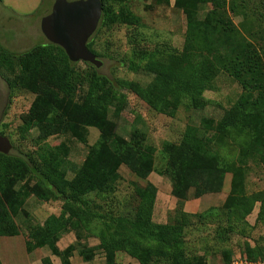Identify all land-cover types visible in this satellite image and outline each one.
Segmentation results:
<instances>
[{
	"label": "trees",
	"instance_id": "1",
	"mask_svg": "<svg viewBox=\"0 0 264 264\" xmlns=\"http://www.w3.org/2000/svg\"><path fill=\"white\" fill-rule=\"evenodd\" d=\"M130 1L103 0L98 28L110 26L111 13H117L120 22L135 24ZM229 6L242 18L239 26L230 17ZM174 7L187 19L184 47L164 43L153 51L144 49L140 57L118 66L149 73L152 80L146 86L111 78L88 62H84L85 70L79 71L78 63L50 42L23 52L0 43V75L11 92L21 87L41 96L48 85L67 96L55 103L41 96L48 113L45 123L37 122L41 138L71 133L86 142L89 127L100 131L86 161L71 179L66 158L49 147L37 154L0 152V237L20 235L16 217L23 213L24 200L30 194L42 201L60 200L63 205L61 213L49 215L43 225H29L27 252L49 247L62 264H72L76 251L86 262L104 253L106 264H118L120 253L140 264H209L206 252L201 253L208 224H215L214 238L225 243L235 231L250 225L248 217L259 204L254 225L264 226V190L249 192L247 183L250 170L264 164V0H175ZM251 22L257 23V28ZM94 45L93 36L88 48L100 57ZM217 68L241 86L236 102L219 120L202 118L199 126L188 123L179 143L162 144L165 164L160 174L170 180L171 193L178 200L174 217L166 223L154 220L158 188L149 181L136 188L138 204L127 211L129 215L107 209L110 205L103 202L110 201L115 190L118 167L125 164L138 178L148 179L159 152L140 129L133 130L130 140L119 137L109 119V108L120 115L125 91H131L150 109L168 116H174L181 106L199 109ZM80 89L85 91L81 100L75 101L73 96ZM35 123L33 117L25 120L26 127ZM227 173L233 175L231 190L221 206L200 213L185 211L187 200L221 192ZM69 232L75 233L76 241L60 249L58 241ZM91 237L99 243L88 244ZM244 248L248 253L223 249V264L239 252L251 260L264 257V246L259 243H247ZM41 261L53 264L49 256Z\"/></svg>",
	"mask_w": 264,
	"mask_h": 264
},
{
	"label": "rangeland",
	"instance_id": "2",
	"mask_svg": "<svg viewBox=\"0 0 264 264\" xmlns=\"http://www.w3.org/2000/svg\"><path fill=\"white\" fill-rule=\"evenodd\" d=\"M1 1L0 43L12 51L23 52L38 44L49 42L42 32L41 21L44 16L52 11L56 0H44L42 11L38 13H36V10L39 1ZM129 8L134 16L133 22L135 24L120 22L117 13H111L110 26L102 29L98 28L93 35L95 40L94 49L101 54L98 58L103 62V65L99 68L102 74L111 78L117 77L123 80L135 81L146 86L152 80L149 73L145 71L135 73L129 71L126 67H118L120 62L123 63L130 58L140 57L139 53L142 50L153 51L164 43L181 49L185 44L187 19L181 10L175 7L171 8L167 1L131 0ZM228 12L234 23L239 26L242 18L234 14L230 6ZM177 15L179 18H177ZM251 25L254 28L258 26L254 22H251ZM77 63L79 71H84L86 68L84 62ZM84 91L85 89L78 90L73 99L80 101ZM125 92L126 98L120 115H116L112 107L108 111L109 119L115 124L116 133L119 137L130 140L133 130L140 129L146 134L148 142L155 145L159 151L156 154L155 171L150 174L148 179L138 178L125 164L118 167L120 177L115 182V190L111 194L110 201L103 202V204L105 206L110 205V207L106 206L107 209L115 212L121 211L129 215L127 211H131V208L138 204V201L134 199L137 187H144L149 181L162 191L169 189L170 180L160 174L165 164L161 155L163 142L179 143L188 123L199 126L202 118L219 120L226 109L236 102L242 88L233 77L217 68L212 88L204 92L206 100L203 106L196 110H188L181 106L174 116L157 113L150 109L146 102L135 93ZM41 93L42 97L53 103L58 98L67 100L66 95L59 93L48 85H44ZM41 96L34 90L21 87L11 92L6 80L0 75V130L12 143L9 154H37L38 151H42V148L49 147L57 156L65 157L68 162L66 166L68 168L67 175L71 179L86 161L90 146L98 141L100 131L96 127H89L86 142L79 140L71 133H54L46 138H41L42 130L37 122L42 120L45 123L46 114L48 115L47 104ZM29 117L36 119L34 127H26L25 120ZM65 148L67 149L64 150ZM250 176L251 178L249 177L247 182L248 191L264 190V164L251 169ZM21 185L15 186L14 190H18ZM207 201L203 204L205 208L209 207ZM209 202L217 204L218 200L213 197ZM62 205L63 203L60 200L42 201L35 194L26 197L23 213L20 212L16 217L20 235L0 237V261L4 264H28L30 261L31 263L41 264L40 260L51 253L50 248L39 247L29 254L25 244L28 239V227L29 225H43L51 214L59 215L62 211ZM257 210L258 208L248 217L250 227L247 226L245 230L235 231L230 236L229 241L225 243H219L214 238L216 228L214 223H210L205 227L206 237L201 253L206 252L209 264L224 263L223 249H229L232 252L237 249L246 251L244 247L247 243L252 245L259 243L260 246H264V226L254 225ZM162 214L166 217L165 220L169 221L174 217L175 210L169 209V205H167ZM75 241V233L69 232L61 237L58 246L65 247ZM87 242L90 245H96L99 243V239L91 237ZM75 254V262H82V258L77 251ZM51 255L53 254L51 253ZM124 256V253L119 254V258H124ZM101 262L103 263L105 260Z\"/></svg>",
	"mask_w": 264,
	"mask_h": 264
},
{
	"label": "water",
	"instance_id": "3",
	"mask_svg": "<svg viewBox=\"0 0 264 264\" xmlns=\"http://www.w3.org/2000/svg\"><path fill=\"white\" fill-rule=\"evenodd\" d=\"M103 14V0H56L44 16L41 29L52 44L62 47L70 61L88 62L100 68L103 62L88 48ZM12 143L0 134V152L9 154Z\"/></svg>",
	"mask_w": 264,
	"mask_h": 264
},
{
	"label": "crops",
	"instance_id": "4",
	"mask_svg": "<svg viewBox=\"0 0 264 264\" xmlns=\"http://www.w3.org/2000/svg\"><path fill=\"white\" fill-rule=\"evenodd\" d=\"M33 1L34 2L35 1H39V5L37 7L36 13L42 11L44 0H33ZM168 2H169L170 7L173 8L174 5H175V0H168ZM0 3L2 4L1 0H0ZM177 18H179L178 15H177ZM232 177H233L232 173H227L226 174V177H225V180H224V186H223V189H222L221 192L210 193V194L203 195L200 198L187 200L185 202V208H184L185 211L188 212V213H200V212H203V211L207 210L211 206H221L225 202V200L227 199V197H228V195L230 193L231 184H232ZM249 177L251 178L250 175H249ZM157 188H158V195H157V199H156V203H155V209H154V220L156 222H158V223H166L167 222V220H165L166 217H164L163 216L164 214H162L163 213V209L167 205H169V209L175 210L176 207H177L178 200L171 193V191H172L171 183L169 185V189L167 188L166 190L162 191L159 187H157ZM209 195H212V196L209 197ZM213 197H216V199L218 200L217 204H211L209 202V200H211ZM206 201L208 202L207 204L209 205L208 208H205L203 206V204H205ZM256 208L259 209V204L256 206ZM65 247H67V245ZM65 247H59V248L60 249H65ZM29 254H31V253H29ZM124 255H125L124 258H119V263L118 264H140L136 259L132 258L128 254L124 253ZM46 256L51 257V259L53 261V264H62L61 259L59 257L53 256V255H51V253L47 254ZM75 258H76V254H74L73 257L71 258V263L72 264H103V263L105 264V262H103V263L101 262L102 260H105L104 254H102V253H99L94 260L89 261V262H86V261H84L82 259L81 260L82 262L78 261L76 263L75 262ZM41 262L42 261L40 260V263ZM1 263L4 264L3 262H1ZM28 264H38V263L37 262L36 263H33V262L31 263V261H30Z\"/></svg>",
	"mask_w": 264,
	"mask_h": 264
},
{
	"label": "built area",
	"instance_id": "5",
	"mask_svg": "<svg viewBox=\"0 0 264 264\" xmlns=\"http://www.w3.org/2000/svg\"><path fill=\"white\" fill-rule=\"evenodd\" d=\"M228 264H264V257H260L256 260H251L246 255L239 252Z\"/></svg>",
	"mask_w": 264,
	"mask_h": 264
},
{
	"label": "flooded vegetation",
	"instance_id": "6",
	"mask_svg": "<svg viewBox=\"0 0 264 264\" xmlns=\"http://www.w3.org/2000/svg\"><path fill=\"white\" fill-rule=\"evenodd\" d=\"M0 134L4 136V134L2 133V131L0 130Z\"/></svg>",
	"mask_w": 264,
	"mask_h": 264
}]
</instances>
